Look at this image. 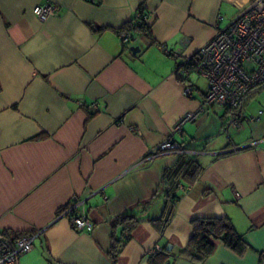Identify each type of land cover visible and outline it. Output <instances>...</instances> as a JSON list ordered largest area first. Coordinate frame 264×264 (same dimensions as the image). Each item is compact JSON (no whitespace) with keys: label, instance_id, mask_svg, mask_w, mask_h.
<instances>
[{"label":"crops","instance_id":"1","mask_svg":"<svg viewBox=\"0 0 264 264\" xmlns=\"http://www.w3.org/2000/svg\"><path fill=\"white\" fill-rule=\"evenodd\" d=\"M250 1L0 0V232L34 235L19 264H111L110 220L151 199L177 154L147 155L168 138L196 158L201 175L181 189L163 235L141 222L117 264H147L150 250L165 243L171 249L164 264H260L264 88L245 97L244 122L235 129L226 126L225 107L202 104L203 77L176 75ZM47 3L61 10L40 21L33 8ZM140 4L149 34L133 32L123 46L117 30ZM72 196L86 198L91 230L58 217ZM158 210L152 205L148 215ZM210 217L228 218L246 248L236 252L213 240L202 260L178 255L191 221Z\"/></svg>","mask_w":264,"mask_h":264},{"label":"built area","instance_id":"2","mask_svg":"<svg viewBox=\"0 0 264 264\" xmlns=\"http://www.w3.org/2000/svg\"><path fill=\"white\" fill-rule=\"evenodd\" d=\"M94 2L96 0H88ZM61 6L56 3L38 4L33 13L44 21L57 15ZM143 20L150 25L148 14ZM118 38L122 45L132 40L131 32L120 31ZM194 73L206 80L203 105H221L227 109L226 126L238 129L244 122L240 106L244 96L254 87L264 84V0H251L230 23L217 30L215 35L204 43L197 52L186 58L177 68L176 75L185 77ZM191 87L184 86L183 93L191 95ZM200 111H188L172 128L179 133L182 126L196 118ZM186 152L182 146L166 139L151 148L147 158L166 154ZM186 188L182 186L181 189ZM107 200L106 196H103ZM86 198L72 196L58 217H66L75 230H91L92 222L85 210ZM34 248V235L11 236L0 232V264H19L20 258ZM161 250L155 247L149 253ZM260 264H264V258Z\"/></svg>","mask_w":264,"mask_h":264},{"label":"trees","instance_id":"3","mask_svg":"<svg viewBox=\"0 0 264 264\" xmlns=\"http://www.w3.org/2000/svg\"><path fill=\"white\" fill-rule=\"evenodd\" d=\"M147 14L144 5L140 4L134 18L124 23L117 30V34L123 30L130 31L132 38L133 32L149 34L151 26L143 20ZM262 88L264 84L251 89L244 96L243 101L252 91ZM201 172L202 166L193 155L186 152L178 153L173 165L162 168L159 185L148 202L141 203L132 210L124 211L110 220L111 243L108 256L111 264H117L121 249L130 239L133 229L141 222L150 223L161 236L163 235L174 215L176 202L181 195V187L197 183ZM152 205H158L159 210L155 215H148V209ZM191 225L192 235L187 245L179 251L180 256L196 261L202 260L212 252L213 240L221 241L236 252H242L246 248L241 235L236 232L231 221L226 217L196 218L191 221ZM166 245L165 243L157 252L149 253L147 264H164L170 256Z\"/></svg>","mask_w":264,"mask_h":264},{"label":"water","instance_id":"4","mask_svg":"<svg viewBox=\"0 0 264 264\" xmlns=\"http://www.w3.org/2000/svg\"><path fill=\"white\" fill-rule=\"evenodd\" d=\"M130 50L133 51V52H134V51L136 52V51L139 50V47H137V46H131V47H130ZM166 249H167V250H170V249H171V245H170V244H167V245H166Z\"/></svg>","mask_w":264,"mask_h":264},{"label":"rangeland","instance_id":"5","mask_svg":"<svg viewBox=\"0 0 264 264\" xmlns=\"http://www.w3.org/2000/svg\"><path fill=\"white\" fill-rule=\"evenodd\" d=\"M133 35H135V34H133ZM135 36H137V35H135ZM206 85V84H205Z\"/></svg>","mask_w":264,"mask_h":264}]
</instances>
